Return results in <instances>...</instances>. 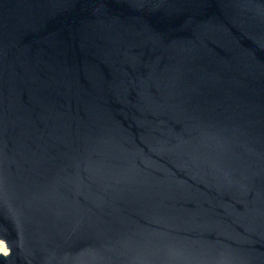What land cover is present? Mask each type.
<instances>
[{
  "label": "water",
  "instance_id": "obj_1",
  "mask_svg": "<svg viewBox=\"0 0 264 264\" xmlns=\"http://www.w3.org/2000/svg\"><path fill=\"white\" fill-rule=\"evenodd\" d=\"M0 264H264V0H0Z\"/></svg>",
  "mask_w": 264,
  "mask_h": 264
},
{
  "label": "rangeland",
  "instance_id": "obj_2",
  "mask_svg": "<svg viewBox=\"0 0 264 264\" xmlns=\"http://www.w3.org/2000/svg\"><path fill=\"white\" fill-rule=\"evenodd\" d=\"M1 243H2V242H1ZM1 243H0V253H1V254H6V253H7V251H5V252H2V251H1ZM3 247H4V249H5V246H4V244H3ZM5 250H6V249H5Z\"/></svg>",
  "mask_w": 264,
  "mask_h": 264
},
{
  "label": "bare ground",
  "instance_id": "obj_3",
  "mask_svg": "<svg viewBox=\"0 0 264 264\" xmlns=\"http://www.w3.org/2000/svg\"><path fill=\"white\" fill-rule=\"evenodd\" d=\"M1 243V242H0ZM1 251L2 252H5L6 250L4 249V247H3V243H1Z\"/></svg>",
  "mask_w": 264,
  "mask_h": 264
}]
</instances>
